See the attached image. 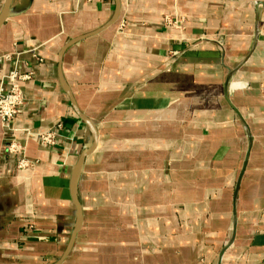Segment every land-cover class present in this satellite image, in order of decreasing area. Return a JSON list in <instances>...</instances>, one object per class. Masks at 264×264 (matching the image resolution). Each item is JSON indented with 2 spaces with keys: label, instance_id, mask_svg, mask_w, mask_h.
Masks as SVG:
<instances>
[{
  "label": "crops",
  "instance_id": "crops-1",
  "mask_svg": "<svg viewBox=\"0 0 264 264\" xmlns=\"http://www.w3.org/2000/svg\"><path fill=\"white\" fill-rule=\"evenodd\" d=\"M14 70L0 264H264V0H12Z\"/></svg>",
  "mask_w": 264,
  "mask_h": 264
},
{
  "label": "built area",
  "instance_id": "built-area-1",
  "mask_svg": "<svg viewBox=\"0 0 264 264\" xmlns=\"http://www.w3.org/2000/svg\"><path fill=\"white\" fill-rule=\"evenodd\" d=\"M8 80L10 89L0 91V120L6 125L11 124L20 113V108L24 103V97L21 90V85L33 80L32 73H21L18 70L12 71ZM44 146H55L56 133L51 132L40 137ZM9 155L17 157V168L21 171L28 170L34 167V163L25 157L24 147L18 143H11L7 147Z\"/></svg>",
  "mask_w": 264,
  "mask_h": 264
},
{
  "label": "water",
  "instance_id": "water-1",
  "mask_svg": "<svg viewBox=\"0 0 264 264\" xmlns=\"http://www.w3.org/2000/svg\"><path fill=\"white\" fill-rule=\"evenodd\" d=\"M11 2H12V0H6V2H5L4 9H3V11H2V13H1V15H0V29H1V27L5 24V22H6L7 18H8V16H9ZM119 16H120V10H117V13H116V16H115V18H114V21H117V20L119 19ZM71 99H72V97H71ZM72 102H73V106H74V108H75L77 114L80 116V118H81V119H82V120H83V121L89 126V128L91 129V132H92V134H93V137L95 138V145H96L98 135H97V129H96L95 125H94L93 123H91L87 118H85V117L80 113V111L78 110V108H77V106H76V104H75V102H74L73 99H72ZM88 154H89V152H86V153L83 155V159H85V158L87 157ZM77 175H78V174H77V172H76V173H75V177H74V179H73V190H74V192H75V186H76V181H77ZM74 201H75V204L77 205V209H78L79 223H78V227H77V229H76V231H75V233H74V235H73V237H72V239H71V242H70V244H69V246H68V249H67V251H66V253H65V255H64L63 260H64V259L70 254V252H71V250H72V247H73V244H74V241H75V238H76V235H77V233H78V231H79V229H80V227H81V223H82V212H81V207H80V205H79L77 199L75 198V195H74ZM63 260H62V261H63Z\"/></svg>",
  "mask_w": 264,
  "mask_h": 264
}]
</instances>
